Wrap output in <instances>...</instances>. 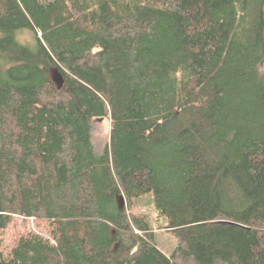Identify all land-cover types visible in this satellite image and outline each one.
Instances as JSON below:
<instances>
[{"label": "trees", "instance_id": "16d2710c", "mask_svg": "<svg viewBox=\"0 0 264 264\" xmlns=\"http://www.w3.org/2000/svg\"><path fill=\"white\" fill-rule=\"evenodd\" d=\"M15 217L56 245L4 262L0 241L1 264H264V0H0V231Z\"/></svg>", "mask_w": 264, "mask_h": 264}, {"label": "rangeland", "instance_id": "374dc122", "mask_svg": "<svg viewBox=\"0 0 264 264\" xmlns=\"http://www.w3.org/2000/svg\"><path fill=\"white\" fill-rule=\"evenodd\" d=\"M49 2L51 0H41ZM18 40L22 45L33 46L34 34L32 31L23 30L19 32ZM111 122L109 119L95 122L93 124V144L98 155L103 153L106 144L109 143ZM152 194L145 195L143 199L137 200L134 204V211L147 218L155 232V239L158 248L163 254L170 256L178 244L177 238L165 230H161L166 222L155 212L152 204ZM53 225L50 222H39L34 219L15 217L8 229L0 231V241L2 244V260L8 262L11 252L15 249L22 239L38 237L50 245L55 246L56 241L53 236ZM1 264V262H0Z\"/></svg>", "mask_w": 264, "mask_h": 264}, {"label": "water", "instance_id": "95a60500", "mask_svg": "<svg viewBox=\"0 0 264 264\" xmlns=\"http://www.w3.org/2000/svg\"><path fill=\"white\" fill-rule=\"evenodd\" d=\"M56 75H58V74H56ZM53 80L56 81L57 84H59V85H61L62 81H63L59 75H58V77L54 75ZM120 202H121V205L124 206V199H121Z\"/></svg>", "mask_w": 264, "mask_h": 264}]
</instances>
